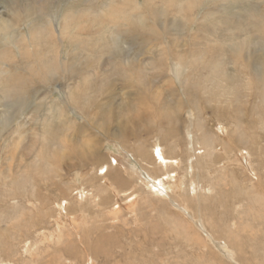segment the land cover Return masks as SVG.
Segmentation results:
<instances>
[{
  "label": "rangeland",
  "instance_id": "rangeland-1",
  "mask_svg": "<svg viewBox=\"0 0 264 264\" xmlns=\"http://www.w3.org/2000/svg\"><path fill=\"white\" fill-rule=\"evenodd\" d=\"M56 32H64V37ZM0 33V58L7 63L0 59V118L12 121V128L6 124L10 130H2L0 123V168L5 174V180L0 179V264H264V92L257 90V78L250 79L249 68L242 63L244 41L251 42L253 53H260L259 46L264 45V0H0ZM83 39L88 44H82ZM232 40H240L235 43L242 47L238 56L216 46L226 41L228 47ZM160 51H167L166 55ZM79 53L92 57L93 62L111 65L127 54L130 59L139 55L138 60L146 64L151 57L157 58V63L164 56L169 58L168 70L165 66L157 69L164 74L157 77L168 75L174 80L170 84L173 89L168 88V78L159 82L145 94L151 104L137 105L135 86L129 83L123 89L118 82L116 87L102 90L95 101L104 105L107 94H115L116 127L121 116L132 114L126 104L146 114L150 125L164 119L154 120V112L162 114L165 129L175 128L173 137L164 141L154 129L142 138L132 136L131 147L120 140L116 144L99 124L89 123L88 117L102 108L92 107L88 116L73 111L76 107L68 103L66 93L78 81L82 83L67 67L80 60ZM202 56L208 61L204 77L200 81L202 74L193 75L190 80L199 79L198 91L210 95L205 107L201 100H196L197 104L185 99L170 66L172 61L192 63ZM48 65L51 70L46 73ZM90 65L100 70L97 63ZM184 66L180 72L183 79L189 69L199 73L193 65ZM3 72L13 83L4 81ZM107 72L106 83L114 78L113 67ZM139 75L145 77L144 72ZM230 76L238 82L227 81L225 77ZM137 77L136 71L131 79ZM92 79L82 84L81 93L89 92L86 86L101 80ZM15 86L23 89L20 95ZM25 86L30 89L24 91ZM45 100L44 106L41 101ZM57 101L67 103V116L74 113L78 123L86 125L77 127L81 130L76 134L70 129L61 132L58 112L51 111L54 125L41 138L45 131L41 118H32L49 114V105ZM39 102L42 107L36 111ZM16 106L25 107L20 113ZM170 126L174 128L169 130ZM87 137L99 143V154L107 156L109 164L116 163L112 167L117 165L123 171V183L117 186L120 194L108 185L110 179L104 174L107 163H102L103 167L92 163L84 170L68 167L75 161L69 153L74 152L71 146L80 150L82 142L84 148L93 144H88ZM67 143L71 148L66 149ZM136 145L150 155L158 148L169 160H177V167L145 171L134 165L135 156L127 152ZM12 157L14 162H9ZM150 173L166 182L167 190L161 187L164 195L149 188ZM12 218L19 223L17 227H13Z\"/></svg>",
  "mask_w": 264,
  "mask_h": 264
},
{
  "label": "bare ground",
  "instance_id": "bare-ground-1",
  "mask_svg": "<svg viewBox=\"0 0 264 264\" xmlns=\"http://www.w3.org/2000/svg\"><path fill=\"white\" fill-rule=\"evenodd\" d=\"M136 2V1H135ZM126 3V2H125ZM138 3V2H137ZM121 4V3H120ZM127 4H129V3H127ZM133 4V3H132ZM121 6H122V4H121ZM126 6H128V5H126ZM125 6V7H126ZM137 6H135V8H136ZM138 8V7H137ZM122 9V8H121ZM139 9V8H138ZM27 10V9H26ZM28 10H31V9H28ZM126 10V9H125ZM131 10V9H130ZM140 10V9H139ZM70 11H72V10H70ZM69 12V11H68ZM244 12V11H243ZM254 12V11H253ZM234 13V12H233ZM238 13V12H237ZM29 14V13H28ZM67 14H69V13H67ZM66 14V15H67ZM71 14V13H70ZM74 14V13H73ZM80 14V13H79ZM235 14V13H234ZM77 15V14H76ZM82 16V15H81ZM118 16V15H117ZM15 17V16H14ZM19 17V16H18ZM71 17H75V16H72V14H71ZM84 17H86V16H84ZM119 17V16H118ZM139 20H140V22H141V24H142V21H143V18L141 17V15H139V16H136ZM67 18V17H66ZM77 18V17H76ZM248 18V17H247ZM252 18V17H251ZM58 19V18H57ZM69 19H71L70 17H69ZM252 19H254V18H252ZM20 20V19H19ZM55 20V19H54ZM63 19H61V21H62ZM71 20H73V19H71ZM74 20H75V18H74ZM127 20V19H126ZM222 20V19H221ZM106 21V20H105ZM147 21V20H146ZM247 21V20H246ZM255 21V20H254ZM68 22H70V20L69 21H66V24L68 23ZM108 22V21H107ZM256 22V21H255ZM58 22H56V24H57ZM63 23V22H62ZM71 23V22H70ZM103 23V22H102ZM105 23V22H104ZM137 23V22H136ZM222 23V22H221ZM93 24H95V23H93ZM175 24V23H174ZM251 24H253V23H251ZM100 25V24H99ZM136 26H137V24H135ZM244 25V24H243ZM246 25V24H245ZM17 26V25H16ZM16 26H15V28H16ZM53 26V25H52ZM87 26V25H86ZM153 26V25H152ZM14 27V26H13ZM64 27H65V25H64ZM67 27V26H66ZM92 27V26H91ZM134 27V26H133ZM138 27V26H137ZM63 28V27H62ZM86 28H88V27H86ZM124 28V27H123ZM132 28V27H131ZM143 28V27H142ZM254 28V27H253ZM9 29V28H8ZM8 29H6V30H8ZM56 29V28H55ZM67 29V28H66ZM128 29V28H127ZM5 30V28L3 29V31H6ZM11 30H12V28H11ZM62 30V29H61ZM69 30V29H68ZM74 30V29H73ZM134 30V29H133ZM230 30V29H229ZM52 31H53V29H52ZM83 31V30H82ZM87 31V30H86ZM233 31H234V29H233ZM36 32V31H35ZM46 32H48V31H46ZM66 32V31H65ZM73 32V31H72ZM121 32H123V31H121ZM4 33V32H3ZM58 35H61V34H63V36L62 37H64V32L63 33H58V32H56ZM55 33V34H56ZM124 33V32H123ZM130 32H128V34H129ZM230 33V32H229ZM0 34H2V33H0ZM5 34V33H4ZM35 34V33H34ZM56 34V35H57ZM132 34V33H131ZM186 33L184 32V35H185ZM203 34V33H202ZM205 34V33H204ZM203 34V35H204ZM231 34V33H230ZM39 35H41V34H39ZM125 35V34H124ZM35 36V35H34ZM34 36H32V37H34ZM51 36V35H50ZM105 36V35H104ZM128 36V35H127ZM189 36V35H188ZM197 36V35H196ZM202 36V35H201ZM49 37V36H48ZM9 38V37H8ZM12 38V37H11ZM35 38V37H34ZM132 38V37H131ZM138 38H139V36H138ZM5 39V38H4ZM52 39V38H51ZM127 39V38H126ZM140 39V38H139ZM145 39V38H144ZM150 40H151V38H149ZM201 39H202V37H201ZM200 39V40H201ZM6 40V39H5ZM138 40V39H137ZM194 40H196V38L194 39ZM194 40H193V42H194ZM199 40V39H198ZM245 40V39H244ZM243 40V41H244ZM262 40V39H261ZM264 40V39H263ZM140 41H141V39H140ZM145 41H146V39H145ZM202 41H203V39H202ZM35 42V41H34ZM71 42H73V41H71ZM196 42V41H195ZM194 42V43H195ZM198 42V41H197ZM201 42V41H200ZM205 42V41H204ZM226 41H223V42H220L219 44L217 43V47L218 48H220V49H227V50H229L232 54H234L235 56H238V53L241 51V48L239 49V47H240V45H238L237 47L235 46V43L236 42H238V44H239V42H240V40L239 41H236L235 43H234V41L232 40L231 42H227V43H230V44H228V47L226 46V43H225ZM73 43H75V42H73ZM81 43L82 44H88V42H87V40H85V39H83L82 41H81ZM77 44V42L75 43V45ZM139 44H141V42L139 43ZM173 44V43H172ZM250 44H251V42L249 41V40H246V41H244L243 42V44H242V46H243V48H242V51H243V53H244V58H242V63L246 66V67H248L249 69H248V71H249V78L251 79H254L255 80V78H257V90H259V92L262 94L263 92H264V45H262V47L261 46H259L258 44L257 45H255V43L253 44V46L255 45V46H259L260 48H261V52L260 53H256V52H254L253 53V51L251 50V46H250ZM263 44V43H262ZM133 45V44H132ZM142 45V44H141ZM140 45V46H141ZM152 45V44H151ZM153 45H155V44H153ZM199 45V44H198ZM197 45V46H198ZM206 45V44H205ZM140 46H136L137 48H140ZM168 46V45H167ZM203 46V45H202ZM124 47V46H123ZM151 47V46H150ZM149 47V48H150ZM195 47V46H194ZM193 47V48H194ZM200 47V46H199ZM105 48V47H104ZM103 48V49H104ZM107 48V47H106ZM105 48V49H106ZM148 48V49H149ZM185 48V47H184ZM110 49V48H109ZM147 48H146V50H148ZM166 49H168V48H166ZM182 49V48H181ZM195 49V48H194ZM151 50V49H150ZM150 50H149V52H150ZM157 49L155 48V51H156ZM169 50V49H168ZM205 50V49H204ZM100 51V50H99ZM132 51V50H131ZM142 51V50H141ZM145 51V50H144ZM154 51V50H153ZM176 51V50H175ZM198 51V50H197ZM206 51V50H205ZM208 51V50H207ZM2 53H4V50L3 51H1ZM108 52V51H107ZM107 52H105V53H107ZM166 52L167 51H160V54L161 55H163V54H165L166 55ZM183 52V51H182ZM109 53V52H108ZM197 53V52H196ZM5 54H7V53H5ZM117 54V53H116ZM182 54V53H181ZM125 55V54H124ZM128 55V54H127ZM127 55H125L123 58H121V59H123L122 61L121 60H119L120 62H118L117 61V63L116 64H114V65H111L110 64V62H104V61H99V62H93V58L92 57H86L85 55H84V53H79V55H78V57H79V61L78 62H75V63H73L72 65H70L69 67H67V69H68V71L72 74V75H74V76H78V79H80V77H81V83L84 85L88 80H91V78H93L94 80H96V79H101L100 80V82H98V83H95L94 84V86H92V84H91V86L90 85H88V86H86V88H85V90L86 89H89L88 91L89 92H86V91H84L83 93H81L80 92V90H81V86H82V84H80V82L78 81H76L77 82V84L76 85H73V87H71L70 89H69V91L66 93V100L68 101V103H70V104H73V105H75V107L76 108H78V110L76 111V108L73 110V111H75V112H78V113H81L83 116L84 115H86V116H88L89 115V113H90V109L92 108V107H94V106H96L97 107V110L98 109H101V110H98V111H96L95 112V115L94 116H89L88 117V120H89V123H91V122H94V124L93 125H100V130H102V132H103V134L104 135H106V136H108V137H111V138H113V139H115V140H113V141H115V143L116 144H119L118 142H116L117 140L121 143V144H129V142H130V138L133 136L135 139L136 138H142V134L144 133H146V134H152L153 133V131H154V129H158L157 130V134L160 132L161 133V138H164V141H166V139H165V137H173V135H172V131H174L175 130V128L174 127H168V129L169 130H172L173 128V130L172 131H167L166 129H165V125L164 124H162L161 122L163 121V120H165V118L166 117H164V115H159V113H155L154 112V114H153V119L155 120L156 119V117L158 118V119H160V120H162V118H164L161 122H156V121H154L153 123H151V125H150V122H148V120H149V118H147V116H146V114H139L136 110H134V108L133 107H131V106H129V105H125V106H127L129 109H130V111L132 112V114L130 115H128V116H125V115H123V116H121L120 117V123H119V125H118V127H116V125H115V121L117 120V116H116V114H115V111H114V107H115V102H113V99H112V95L113 96H115V94L112 92V94H107V99H106V101L105 102H107V103H105L104 105H106L105 107H104V105L102 104H97V102L95 101L96 100V98L102 93V90L103 91H107V88L109 87V86H113V87H116L118 84H116L117 82L118 83H120V84H122V88L124 89L125 88V86H127L129 83H131L132 84V86L134 87L135 86V97L133 98L135 101H136V104L137 105H139V106H141V107H144V105H146V104H151V100L148 98V96H146L145 94H146V92L147 91H152V89H153V87L154 86H156L159 82H166V80H165V78H168L167 76L168 75H166L165 76V78L164 77H157V76H160L162 73H160L157 69H159V68H161V67H163V66H165L166 67V71L168 70V68H169V66H168V60H169V58H166L165 56H164V58L162 59V62H160V63H157L156 61V59H154V58H149L148 59V63L146 64V63H143L140 59V61L138 60V56L139 55H137L136 57H134V59H130ZM170 55V54H169ZM202 55V54H201ZM216 55V54H215ZM152 56H154V55H152ZM205 56V55H204ZM218 56V55H217ZM0 57H3L1 54H0ZM117 57V56H116ZM119 57V56H118ZM133 57V56H132ZM100 58H102V57H100ZM171 58V57H170ZM1 59V61H3L2 60V58H0ZM103 59V58H102ZM110 59H112V58H110ZM145 58H143V60H144ZM106 60V59H105ZM147 60V59H146ZM0 61V62H1ZM112 61V60H111ZM170 61H172V60H170ZM181 61V60H180ZM188 61V60H187ZM4 62V61H3ZM146 62V61H145ZM176 62H177V60H176ZM207 60H205L204 59V57L202 56V57H195L193 60H192V63H186V61L185 62H179V64L177 63H175L174 61H172V62H170V66H172V71L174 72V74L176 75V83H177V86H179L180 88H182V90L184 91V96H185V99L190 103V101H196V100H201V102H202V104H204V103H208V97L210 96H206V95H204L205 93H204V91H203V93L204 94H202V92L200 93L198 90L199 89H197L198 88V85L200 84V82H199V79H200V81H201V79L204 77V72L207 70V68H208V65H207ZM5 63V62H4ZM92 63H97V65L99 66V68H100V70L98 71V70H96L95 69V67L93 68L90 64H92ZM193 65L194 67H195V69H197L198 68V70H199V73L197 72H195L194 71V73L192 72L191 73V70L189 69V71H190V74H188L187 76H186V78L184 77V79L183 78H181V76H180V72L181 71H183L182 69H181V67L182 68H185V66L183 65ZM2 64V63H1ZM5 64H7V63H5ZM210 64V63H209ZM211 64H212V62H211ZM210 64V65H211ZM3 65V64H2ZM111 65V66H110ZM223 65V64H222ZM110 66V67H109ZM124 68H123V67ZM212 66V65H211ZM221 66V65H220ZM236 66H238V63H236ZM1 67V66H0ZM7 67V66H6ZM111 67H113V72H112V76L114 77L113 79H111L109 82H107L106 83V81H107V79H109L108 77H109V74L110 73H108L107 71H109L110 70V68ZM216 67V66H215ZM8 69V68H7ZM44 69H45V71H46V73H49L50 72V66L48 65L47 67H44ZM158 71V73L156 72V71ZM161 70V69H160ZM7 71H9V69L7 70ZM6 71V72H7ZM138 72V76L139 77H137V79L135 78V80H132V79H134V78H132L131 79V76H132V74H134V72ZM145 73V77L144 78H140V73ZM150 72V73H149ZM161 72H162V70H161ZM208 72H210V71H208ZM15 73V72H14ZM85 74L84 76H82V74ZM96 73H97V75H96ZM160 73V74H159ZM9 74V73H8ZM12 74V73H11ZM66 74V73H65ZM167 74V73H166ZM174 74H173V76H174ZM185 74V73H184ZM202 74V76L199 78V79H195V78H193L192 79V81L190 80L192 77H193V75L195 76V75H201ZM96 75V76H95ZM162 75H164V74H162ZM0 76H2V75H0ZM175 77V76H174ZM3 78H4V81L5 82H7V83H11L12 81H10L9 80V78H8V76H5L4 77V72H3ZM2 78V79H3ZM71 78V77H70ZM156 78H158V79H156ZM226 78V80L227 81H232V82H238L237 81V78H235V77H233V76H230V77H225ZM15 79V78H14ZM72 79V78H71ZM92 79V80H93ZM147 79V80H146ZM70 80V79H69ZM72 80H74V79H72ZM71 80V81H72ZM142 80H144L145 81V83L143 82H141ZM225 80V81H226ZM21 81V80H20ZM19 81V82H20ZM75 81V80H74ZM172 81L174 82V80L173 79H171L170 77L168 78V83H169V85H168V88L170 87V90H172L173 89V85H170L171 83H172ZM14 82H15V80H14ZM24 82V81H23ZM13 83V82H12ZM25 83V82H24ZM174 85H175V83H173ZM11 85V84H10ZM10 85H7L8 87L10 86ZM15 85H17V84H15ZM35 85V84H34ZM5 86V85H4ZM83 87V86H82ZM85 87V86H84ZM176 87V86H175ZM179 87H177V88H179ZM13 88V87H12ZM14 88H16L17 90H19L18 91V93H17V95H20V93L19 92H21L23 89L22 88H20V87H14ZM30 89V87H24V91H28ZM68 89V88H67ZM176 89V88H175ZM203 89H206V87H205V85L202 87V90ZM21 90V91H20ZM177 90V89H176ZM175 90V91H176ZM5 91V90H4ZM15 91V90H14ZM263 91V92H262ZM6 92V91H5ZM23 92V91H22ZM78 92V93H77ZM176 93V92H175ZM15 94V93H14ZM174 94V93H173ZM9 95V94H8ZM177 95V94H176ZM180 95V94H179ZM254 96H255V94H253ZM252 95V96H253ZM83 96L84 97H86V100H83ZM251 96V97H252ZM259 96H262V95H259ZM257 97H258V95H257ZM253 98V97H252ZM17 99V102H19L18 101V98H16ZM23 99V98H22ZM24 100V99H23ZM44 100V99H43ZM66 101V102H67ZM194 101V102H195ZM263 101V100H262ZM42 102V104H44V106H45V103H46V100L45 101H41ZM82 102V103H81ZM193 102V103H194ZM53 103V102H52ZM195 103H197L198 104V102L196 101ZM38 104V106H36V108H35V110L36 111H39V109L42 107V104L39 102V103H37ZM66 104L67 103H59L58 101L57 102H54V104H50L49 105V108H48V112H49V114H46L45 116H42L40 113L39 114H37L39 117H37V118H32L34 121L36 120V119H40L41 118V121H42V125H43V128H45V131H42L41 132V134H42V137L41 138H44L45 137V134L47 133V128H49V127H53V125H54V123H53V121H52V115L53 114H51V111L52 112H58V116H57V122H59L58 124H57V126L58 127H60V129H62L61 130V132H63V129H64V131H67L68 132V130L70 129V130H72V133H74V134H76V133H78V131L77 130H81V128H77V127H81V126H84V125H86V124H81V123H78V121L76 120V117L74 118L73 116V114L74 113H72V115H69V116H67V113L65 112V106H66ZM206 104H204L203 105V107H205L206 106ZM20 106V105H19ZM29 106V105H28ZM69 106V105H68ZM191 106V105H190ZM195 106V105H194ZM198 106V105H197ZM9 107V106H8ZM16 107H18V106H16ZM16 107H15V109H16ZM24 107L25 106H21V107H18V110H20V113H21V111L24 109ZM31 107V106H30ZM29 107V108H30ZM71 108V107H70ZM9 108H7L6 110H8ZM68 109V108H67ZM193 107L192 108H190V113H189V115L191 116V114H192V112H193ZM227 109V108H226ZM10 110V109H9ZM27 110V109H26ZM25 110V111H26ZM123 111H124V109H121V113H123ZM240 111V110H239ZM24 112V111H23ZM153 112V111H152ZM11 113H12V111H11ZM18 113V112H17ZM25 113V112H24ZM247 113V112H246ZM152 114V113H151ZM158 114V115H157ZM10 116V115H9ZM18 116V115H17ZM49 116L51 117V119H49L48 120V118H49ZM81 116V115H80ZM148 117H150V115L148 116ZM151 118V117H150ZM13 119V118H12ZM14 120H16V119H14ZM152 120V119H151ZM159 120V121H160ZM135 122V121H137V122H135V123H130V122ZM11 120L9 119V118H7V117H3V118H0V123H2V130H10L9 128H12V125H11ZM20 122V121H19ZM21 123V122H20ZM19 123V124H20ZM56 123V122H55ZM97 123V124H96ZM6 124H7V126L9 127V128H6ZM131 124L133 125V126H131ZM158 124H160V125H158ZM22 125V124H21ZM155 125V126H154ZM162 125V126H161ZM115 129H114V128ZM163 127V128H162ZM5 128V129H4ZM19 128V127H18ZM98 128V127H97ZM99 129V128H98ZM53 131V130H52ZM99 131V130H98ZM55 133H56V131H55ZM80 133H82V132H80ZM59 134V133H58ZM89 134V133H88ZM156 134V135H157ZM60 135V134H59ZM58 135V136H59ZM82 135V134H81ZM61 136V135H60ZM78 136V135H77ZM84 136V135H83ZM88 136V135H87ZM62 138V137H61ZM87 138H89V137H87ZM65 139V138H64ZM63 139V140H64ZM90 139V141H88L89 143L88 144H90V143H93L92 145H90V147H83V142H82V144H81V146H79L80 148V150H77L76 148H74L75 146H71V144H68L67 145V147H66V149L68 148V147H73V150H74V152H69L70 153V155L73 157V158H75L74 160V163L73 164H70L68 167H74V169H81V170H84L85 169V167L87 166H89L90 167V165H92V163H96L97 165L99 164L100 166H101V164L103 163V164H108V165H106L107 166V169L105 170V175L107 176V178H109L110 179V183L108 184V182H107V184L108 185H113L114 186V189L116 190V193L117 194H120V191L118 192L117 191V186L118 185H120V183L123 181L122 179H123V177H122V174H123V171L122 170H118V166L116 165V168L115 167H112V166H115V164L116 163H114V165H111V164H109V162H108V157L107 156H104L103 154L101 155V154H99L100 153V151H101V147L98 145L99 143H97V142H94L93 140H92V138L90 137L89 138ZM60 140V139H59ZM58 140V141H59ZM66 140V139H65ZM69 140V143H70V141H71V139H68ZM57 141V140H56ZM57 141V142H58ZM75 141V140H74ZM162 141V140H161ZM164 141H162V142H164ZM61 142V141H60ZM72 142V141H71ZM74 143L75 142H73V145H74ZM108 143H110V142H108ZM65 144V143H64ZM157 144L158 143H156L155 144V146H157ZM176 144V143H175ZM62 145V144H61ZM87 145V144H86ZM130 145V147H131V144H129ZM133 145V144H132ZM64 146V145H63ZM62 146V147H63ZM101 146H102V144H101ZM175 146V145H174ZM59 147H60V145H59ZM70 147V148H71ZM42 148H43V146H42ZM69 148V149H70ZM154 148V147H153ZM44 149V148H43ZM60 150V149H59ZM63 150V149H62ZM154 152L157 154V156L158 157H156L155 156V153H154V155H150V153L149 152H147L145 149H143V147H139V146H137L136 145V147H132V150H130V151H127V152H129V153H131V154H133L134 156H135V161H136V163L134 164V165H137V164H139V166L141 167V168H143V169H145V171L146 170H148L149 172H154V169H155V167L156 168H159V169H161V170H164V169H170L171 167H177V160H174V159H171V160H169V158H167L166 157V155H165V153L164 152H160V150L158 149V148H154ZM47 151V150H46ZM70 151V150H69ZM77 151V152H76ZM42 152H44L43 150H41V153ZM61 152V151H60ZM67 152V151H66ZM7 153V152H6ZM17 153V152H16ZM39 153H40V151H39ZM38 153V154H39ZM47 153V152H46ZM54 154V153H53ZM59 154V152L57 151V153H56V157H57V155ZM1 155H3V153L1 154ZM6 155H8V153L7 154H5V156ZM13 155H16V154H13ZM20 155L22 156V152H20ZM26 155V154H25ZM62 155V154H61ZM9 156V155H8ZM12 156V155H11ZM18 156V155H17ZM23 156H24V154H23ZM39 156H40V154H39ZM42 156H45V155H42ZM51 156H52V153H51ZM16 157V156H15ZM15 157L13 158V160L11 159L9 162H11V161H13L14 162V159H15ZM26 157V156H25ZM28 157V156H27ZM65 157V156H64ZM20 158L22 159V157H19L18 159L20 160ZM44 157H42V159H43ZM58 158V157H57ZM57 158H56V161H57ZM60 158V157H59ZM58 158V159H59ZM67 158V157H66ZM52 159H53V156H52ZM61 159V158H60ZM59 159V160H60ZM63 159V158H62ZM61 159V160H62ZM27 160V159H26ZM29 160V159H28ZM54 160V159H53ZM58 160V161H59ZM60 160V161H61ZM65 160V159H64ZM70 160V159H69ZM115 160V159H114ZM17 161V160H16ZM24 161H25V159H24ZM55 161V162H56ZM19 162V161H18ZM26 162V161H25ZM33 162V161H32ZM73 162V161H72ZM140 162H143V164H141ZM20 163V162H19ZM60 163V162H59ZM148 163H149V166H146V165H148ZM9 164V163H8ZM16 165V162L15 163H13L12 165ZM22 164V163H21ZM20 164V165H21ZM57 164V163H56ZM95 164V165H96ZM144 164H146V165H144ZM94 165V166H95ZM0 166H2L1 164H0ZM10 166H11V164H10ZM23 165H21L20 167H22ZM62 166V165H61ZM171 166V167H170ZM19 167V166H18ZM19 167V168H20ZM101 167H103V166H101ZM169 167V168H168ZM3 168H5L4 167V165H3ZM12 168V167H11ZM67 168V167H66ZM110 168H115V169H110ZM6 169V168H5ZM2 169L0 168V171H1ZM7 170V169H6ZM5 170V171H6ZM58 170V169H57ZM69 170H71V169H69ZM77 170V171H78ZM103 170V169H102ZM3 171V170H2ZM19 171H20V169H19ZM68 171V170H67ZM75 171V170H74ZM100 171V170H99ZM7 172V171H6ZM8 173V172H7ZM18 173V172H17ZM10 174H13V172L12 173H10ZM58 174V173H57ZM79 174H80V171H79ZM82 174V173H81ZM138 174V173H137ZM7 175V174H6ZM23 175V174H22ZM161 175H163V174H161ZM19 176V175H18ZM94 176V175H93ZM124 176V175H123ZM134 176H135V174H134ZM172 176H174V175H172ZM57 177H60V176H58L57 175ZM76 177V176H75ZM163 177V176H162ZM21 178V177H20ZM48 178V177H47ZM101 178V177H100ZM0 179L3 181V180H5V174H4V171L2 172V173H0ZM9 179V178H8ZM11 179V178H10ZM43 179H45V178H43ZM62 179V178H61ZM90 179V178H89ZM60 180V179H59ZM142 180V179H141ZM76 181V180H75ZM126 180H124V182H125ZM143 181V180H142ZM147 181L149 182V184H151V185H149V188L151 187V188H153V190H154V192L156 191V193L157 194H161V195H164L165 194V191H162V189H161V187H164V188H166L165 190H167V186H166V182H164L163 181V179L161 178V177H159V176H153L151 173H150V177H149V179H147ZM6 182V181H5ZM4 182V183H5ZM12 182V181H11ZM62 182V181H61ZM89 182V181H88ZM105 182V181H104ZM130 182H135V181H130ZM1 183V182H0ZM3 183V182H2ZM53 183V182H52ZM123 183V182H122ZM126 183V182H125ZM144 183H145V181H144ZM6 184V183H5ZM14 184V183H13ZM86 184V183H85ZM143 184V183H142ZM147 184V183H146ZM145 184V185H146ZM18 185V184H17ZM61 185V184H60ZM91 185V184H90ZM2 186V185H1ZM13 186V185H12ZM57 187V186H56ZM55 187V188H56ZM132 187H133V185H132ZM141 187V186H140ZM27 188V187H26ZM89 188V187H88ZM9 189V188H8ZM31 189V188H30ZM29 189V190H30ZM13 190V189H12ZM91 190H92V188H91ZM100 190V189H99ZM104 190V189H103ZM101 192H103L102 191V189L100 190ZM113 191V190H112ZM111 191V192H112ZM151 191H152V189H151ZM27 192V191H26ZM30 192V191H29ZM14 193V192H13ZM31 193V192H30ZM32 193H34V192H32ZM36 193V192H35ZM62 193H64V192H62ZM81 193H82V191H81ZM153 193V192H152ZM23 194V193H22ZM25 194V193H24ZM23 194V195H24ZM79 194V193H78ZM122 194V193H121ZM153 194H155V193H153ZM100 195V194H99ZM141 195V194H140ZM40 196V195H39ZM80 196V195H79ZM82 196V195H81ZM85 196V195H84ZM131 196H133V195H130V197H128V198H131ZM26 197V196H25ZM135 197V196H134ZM142 197V196H141ZM81 198H83V197H81ZM139 198V197H138ZM89 199H90V197H89ZM126 198H124V200H125ZM142 199V198H141ZM110 200V199H109ZM118 200V199H117ZM138 200H140V199H138ZM131 201H133V199L131 200ZM127 202H128V199H127ZM65 203V202H64ZM98 203V202H97ZM131 203V202H130ZM137 203V202H136ZM10 205V204H9ZM16 205V204H15ZM14 205V206H15ZM120 205V204H119ZM6 206V205H5ZM13 206V205H12ZM137 206V205H136ZM98 207V206H97ZM101 207V206H100ZM127 207H128V205H127ZM62 208V207H61ZM60 208V209H61ZM99 208V207H98ZM123 208V207H122ZM113 209L115 210V208L113 207ZM135 209V208H134ZM13 210H14V208H13ZM16 210V209H15ZM119 210V209H118ZM129 210V209H128ZM117 211V210H116ZM122 212V211H121ZM134 212V210H132V213ZM41 213V212H40ZM42 214V213H41ZM122 215V214H121ZM132 215H134L135 216V214H131V216ZM19 216V215H18ZM41 216V215H40ZM14 218V217H13ZM12 218V219H13ZM11 219V220H12ZM18 219V218H17ZM16 220V219H15ZM117 220V219H116ZM13 221H14V219H13ZM12 222V221H11ZM14 224L13 225H15V226H13V227H17L16 226V224H19L18 222H16V224H15V221L13 222ZM62 223V222H61ZM19 227V226H18ZM19 228H21V225H20V227ZM16 229V228H15ZM19 230V229H18ZM21 231V230H20ZM36 231V230H35ZM38 231V230H37ZM47 231V230H46ZM132 231V230H131ZM19 232V231H18ZM18 232H17V234L16 235H19L18 234ZM82 232V231H81ZM87 232V231H86ZM71 234V233H70ZM83 234V233H82ZM86 234V233H85ZM8 237V236H7ZM6 238V237H5ZM63 238V237H62ZM68 238V237H67ZM8 239V238H7ZM59 239V238H58ZM5 240V239H4ZM3 240V241H4ZM8 242V241H7ZM6 243V242H5ZM92 245V244H91ZM72 246H73V244H72ZM95 249H97V248H95ZM94 249V250H95ZM100 249V248H99ZM96 251V250H95ZM101 251V250H100Z\"/></svg>",
  "mask_w": 264,
  "mask_h": 264
}]
</instances>
